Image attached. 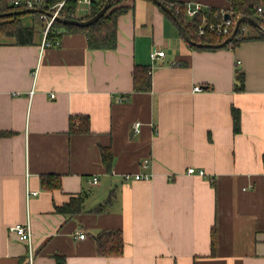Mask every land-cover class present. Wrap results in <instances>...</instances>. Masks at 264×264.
Instances as JSON below:
<instances>
[{"label":"crops","instance_id":"1","mask_svg":"<svg viewBox=\"0 0 264 264\" xmlns=\"http://www.w3.org/2000/svg\"><path fill=\"white\" fill-rule=\"evenodd\" d=\"M179 1L231 9L230 0ZM121 5L115 49L91 50L83 32L50 47L40 31L30 45L0 37V132L9 133L0 134V264H28V244L10 231L28 220L34 264H264V39L201 49L152 0ZM89 8L79 2L77 15ZM155 50L165 56L153 59ZM136 65L154 66L151 91L134 90ZM84 117L88 132L71 130ZM139 173L151 179L125 180ZM49 174L60 188L43 187ZM79 196L80 213L57 211ZM103 229L122 231L121 255L97 253Z\"/></svg>","mask_w":264,"mask_h":264},{"label":"trees","instance_id":"2","mask_svg":"<svg viewBox=\"0 0 264 264\" xmlns=\"http://www.w3.org/2000/svg\"><path fill=\"white\" fill-rule=\"evenodd\" d=\"M14 0H0V14L1 13H13L12 15L0 18V37H13L16 44L18 45H30L34 43L35 34L45 32L47 21L41 16L43 14L49 15L51 13V7L63 0H42L41 7L45 13H16L18 11L27 10L24 5H15L12 3ZM23 1V0H22ZM123 0H112L110 9L102 16L97 22L88 27H79L76 25H69L63 23L59 17L68 19H80L85 20L94 16L107 2V0H92L88 13L84 15H77V9L79 6V0H66L63 7L61 8L58 18L52 23L51 27L47 31V39L51 42L56 40L60 41L61 36L66 32H83L87 36L88 46L91 50H111L115 49L118 44L117 33H118V19L124 14L128 7L121 5ZM166 3L174 12V14L181 21L187 36L195 42L217 45L224 42L228 36L218 35L215 32H209L204 36L197 35V27L202 21L204 13L197 14L194 18L189 19L187 16V4L180 2L179 0H161ZM231 2V19L232 21H238L240 17H254L259 20L257 15V9L259 6H264V0H230ZM25 14H31L33 16V26H25L22 22V17ZM171 17L172 16L168 15ZM207 18L209 21H220L222 16L220 11L216 9H210ZM189 19V20H188ZM174 20V19H173ZM175 21V20H174ZM176 22V21H175ZM251 27L255 30L259 29L244 21L240 24L238 32L231 43L221 48L236 47L240 43L253 40L256 38H263L264 33L259 31L257 35H246L245 28ZM181 29V28H180ZM182 31V29H181ZM183 33V31H182ZM201 49H216V47H197ZM150 66L136 65L133 70V84L134 90L137 92H149L152 90V76L149 74ZM245 75L243 71L237 72V90L244 89ZM232 115L234 120V131L235 133L241 130V113L237 108L232 109ZM86 118H80L81 124H78V129H75L76 119L71 118V130L79 132H88V129H83L82 126L86 125ZM85 121V122H84ZM78 123V122H77ZM1 135H8L7 132H0ZM103 161L108 171L111 170L112 153L110 150L102 151ZM42 185L47 190H54L60 188L61 177L56 174H49L42 176ZM84 207V197H73L68 203L62 207H57V211L62 214L74 215L80 213ZM102 211L103 208L98 209ZM212 246L215 249L216 246V228L215 226L211 231ZM97 253L104 256H117L121 255L124 250L123 233L120 230L103 229L95 237ZM57 258V264H63V260Z\"/></svg>","mask_w":264,"mask_h":264},{"label":"built area","instance_id":"3","mask_svg":"<svg viewBox=\"0 0 264 264\" xmlns=\"http://www.w3.org/2000/svg\"><path fill=\"white\" fill-rule=\"evenodd\" d=\"M66 0H63L59 3H57L56 5H54L53 7H51V15H45L43 14L41 17L43 19H46L47 21V25H46V30L44 32V37H43V42H42V47H50V46H58L60 45V41L56 40L55 42H51L50 40L47 39V31L49 30V28L51 27L52 23L55 21L56 17L58 16L61 8L63 7L64 3ZM92 0H79V2L81 3H86V4H91ZM12 3H14L15 5H24L26 8L28 9H32V8H39L41 7L42 4V0H14L12 1ZM208 10H204L203 7L199 4V3H188L187 4V16L192 19L194 18L197 14L199 13H204V15L202 16V21L201 23L198 25L197 27V35L198 36H204L209 32H215L218 35H223V36H230L233 32V29L236 25V21H232L231 19V14H230V18L229 19H225V14L226 13H230L229 12H220L221 13V20L220 21H209L207 18V14H208ZM257 15L259 17V20H257L260 24V29L259 31L264 33V6H259L257 9ZM165 56V51H159V50H155L152 53V58L153 59H157L160 57H164ZM153 67L151 66V69L149 70V74L152 75L153 72ZM195 90H201V87L196 86ZM51 97H55L54 94L51 95ZM126 99L125 96H120L119 97V101H124ZM141 123L137 122L135 124V129L137 131H139ZM143 165L145 167H148L150 165V159H145L143 162ZM189 173H197L199 175H204V171L203 170H197L194 167H191L188 169ZM132 179H136V180H149L151 179V174H135V175H130V174H126L125 175V180H132ZM93 183H98V177H94L93 178ZM34 195L37 194L36 191H29L28 195ZM10 231L15 233L18 238L27 243L28 244V264H34V252L32 249V227H31V223L28 220L26 223L23 224H16L14 226H12L10 228ZM85 234L81 233L79 235V238L84 239L85 238Z\"/></svg>","mask_w":264,"mask_h":264},{"label":"water","instance_id":"4","mask_svg":"<svg viewBox=\"0 0 264 264\" xmlns=\"http://www.w3.org/2000/svg\"><path fill=\"white\" fill-rule=\"evenodd\" d=\"M154 3H156L157 5H159L162 9H164L170 16L173 17V19L176 21V23L179 25V27L182 29L183 34L185 36V38L188 40V42L196 47H216V48H221L223 46H226L227 44L231 43L232 40L235 38L237 32H238V28L240 26V24L244 21H248L249 23H251L252 25L256 26L258 29H260V24L257 21L256 18L254 17H247V16H243L240 17L238 19V21L236 22V25L233 29L232 34L221 44H217V45H212V44H205V43H200V42H195L192 41L186 34L185 29L181 23V21L179 20V18L174 14V12L172 11V9L164 2H162L161 0H152ZM112 5V0H107V2L105 3V5L91 18L85 19V20H80V19H68V18H64V17H59V19L65 23V24H69V25H76L79 27H88L92 24H94L95 22H97L102 16L105 15V13L110 9ZM36 13V12H40V13H45V11L43 9H39V8H32V9H27V10H22V11H18L16 13ZM15 12H11V13H1L0 14V18L9 16L14 14ZM49 15H51L49 13ZM58 18V16L56 17V19ZM230 18V14L226 13L225 14V19H229Z\"/></svg>","mask_w":264,"mask_h":264},{"label":"rangeland","instance_id":"5","mask_svg":"<svg viewBox=\"0 0 264 264\" xmlns=\"http://www.w3.org/2000/svg\"><path fill=\"white\" fill-rule=\"evenodd\" d=\"M31 19H32L31 16L30 17L25 16L24 23L30 25L32 23Z\"/></svg>","mask_w":264,"mask_h":264}]
</instances>
